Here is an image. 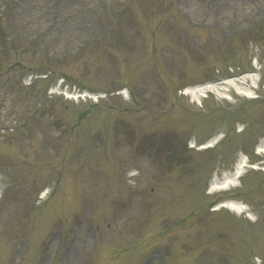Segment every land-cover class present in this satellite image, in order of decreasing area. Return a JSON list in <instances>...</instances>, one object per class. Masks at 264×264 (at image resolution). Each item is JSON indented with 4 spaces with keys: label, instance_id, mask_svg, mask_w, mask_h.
Instances as JSON below:
<instances>
[{
    "label": "rangeland",
    "instance_id": "374dc122",
    "mask_svg": "<svg viewBox=\"0 0 264 264\" xmlns=\"http://www.w3.org/2000/svg\"><path fill=\"white\" fill-rule=\"evenodd\" d=\"M0 10L14 47L0 78V264H264V171L207 191L241 156L264 166V0H0ZM253 71L254 97L197 104L181 93ZM62 76L106 96L49 95ZM224 199L254 220L215 210Z\"/></svg>",
    "mask_w": 264,
    "mask_h": 264
},
{
    "label": "bare ground",
    "instance_id": "6f19581e",
    "mask_svg": "<svg viewBox=\"0 0 264 264\" xmlns=\"http://www.w3.org/2000/svg\"><path fill=\"white\" fill-rule=\"evenodd\" d=\"M258 68V67H257ZM256 75L254 73H245L237 77L225 78L219 82H211L205 84H199L194 87H190L187 90V94L191 97L192 101L198 103L202 98L206 97L207 93L214 94L220 99H232L231 91L236 92V94L246 97H254L252 95V90L254 87V81ZM252 81V86L249 84ZM220 136H215L213 139L209 140L204 147L212 146L215 141L219 139ZM259 152L264 154V140L258 146ZM248 163L246 159L239 157L234 163L231 171L223 173L221 177L214 175L210 180V192L226 191L238 185L239 178L246 172ZM252 168L257 169L255 166ZM264 171V166L261 168ZM223 204L217 205L215 210L221 208H226L236 214L244 213L248 218L254 220V217L250 213V209L242 202L236 200H224L221 201Z\"/></svg>",
    "mask_w": 264,
    "mask_h": 264
}]
</instances>
